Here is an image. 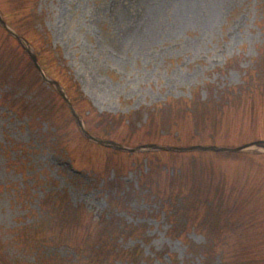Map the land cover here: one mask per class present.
<instances>
[{
	"label": "rangeland",
	"instance_id": "rangeland-1",
	"mask_svg": "<svg viewBox=\"0 0 264 264\" xmlns=\"http://www.w3.org/2000/svg\"><path fill=\"white\" fill-rule=\"evenodd\" d=\"M0 11L96 136L110 127L98 114L132 118L111 133L132 146L264 139V86L226 91L259 79L264 0H0ZM29 62L0 27V264H104L94 244L107 229L124 232L122 251L143 250L136 264H206L207 249L211 264H264V151L95 147ZM190 101L191 115L171 105Z\"/></svg>",
	"mask_w": 264,
	"mask_h": 264
},
{
	"label": "trees",
	"instance_id": "trees-1",
	"mask_svg": "<svg viewBox=\"0 0 264 264\" xmlns=\"http://www.w3.org/2000/svg\"><path fill=\"white\" fill-rule=\"evenodd\" d=\"M263 54H264V51L261 54V59H260L259 64H257L255 66V69H254L256 71L255 73H257L258 69H256V67H260L261 68L262 73L259 72L257 74H259V76H260L259 78H261L262 80L255 81V82H252L251 84H248V89L254 84L255 88H257V90L260 91V93H263V86H264V66L262 64V59L264 57ZM250 76H252V75H250ZM250 78H253V77H250ZM175 103L178 104V105L171 104L172 108L182 109V110H184V112L186 114H189V115H191L193 113V109L190 106V104H191L190 102L189 103L175 102ZM154 114L155 113H152V115H154ZM97 116L102 118L101 122H99V123L96 122L97 123L96 124L97 128H100L101 125H109L110 126V127H108V129L105 128V126H104V128H105L104 133L108 137L111 136V133L117 127H119L120 125L132 127V128L134 126V122H131V121L128 124H126L128 119H130V118H125V117H121V116H112V115H98V114H97ZM84 121H85V124H86V127H87L89 122L85 118H84ZM151 124H156L155 117L152 118L150 123L149 124L147 123L145 127H147V125L150 126ZM203 125L205 127H208L206 122H203V124H201L200 122H197L196 123V128L197 129H203ZM87 129H88V131L90 133H94V132L91 131V129L89 127ZM180 139H182V138H180ZM196 139H198V138L189 137V138L183 139L181 141L179 139H177L176 140L177 142H175L174 144L175 145H191L193 143H197L195 141ZM207 140L211 141V142L207 141L208 143H213L214 144L215 143L214 141L216 140V137L215 136H209V137H207ZM60 198H61V196H60ZM47 205L54 206V205H52L51 202L50 203L45 202V206H47ZM69 214H71V212ZM119 233H124V232L118 231V230L111 231L109 229H107L106 231H103V233L99 237L98 242L95 243L94 246H98V250L97 251H100V254L103 257L102 260H103L104 264H118V263H120V264H136V262L140 259L139 257L143 256V254L141 255L142 251L139 250L138 248H136V250L133 252V256L128 251H122L119 248V244L117 243L118 237H119V235H118ZM43 242H45V241L41 240V245H42ZM139 251H141V252H139ZM205 254H206L207 258H208L207 259V264H211V262L209 261L208 253L206 252ZM79 257L82 259L81 255H79Z\"/></svg>",
	"mask_w": 264,
	"mask_h": 264
},
{
	"label": "water",
	"instance_id": "water-1",
	"mask_svg": "<svg viewBox=\"0 0 264 264\" xmlns=\"http://www.w3.org/2000/svg\"><path fill=\"white\" fill-rule=\"evenodd\" d=\"M0 22L1 24L6 28V25L5 23L2 21V19L0 18ZM32 56V59L34 61V63L36 64V66L38 67L37 65V60L35 58V56L31 55ZM80 127L82 128V131L84 133V135L94 141V142H97L101 145H106V146H110V147H113L115 149H119V150H124V151H140L142 149H157V150H166V151H177V152H187V151H214V152H239V151H243V150H246V149H249V148H252V147H259V148H264V142H257V143H254V144H251V145H246L244 147H241V148H237V149H225V148H217V147H190V148H166V147H159V146H145V147H141V148H137V149H127L125 147H122L116 143H112V142H104V141H100L98 139H94L92 138L91 136H89L85 130L83 129L82 127V123L81 121H78Z\"/></svg>",
	"mask_w": 264,
	"mask_h": 264
}]
</instances>
